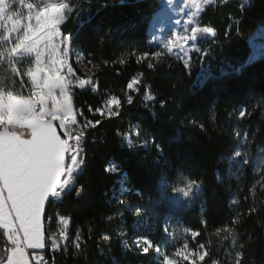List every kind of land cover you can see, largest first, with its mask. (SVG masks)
I'll list each match as a JSON object with an SVG mask.
<instances>
[{"label":"trees","instance_id":"trees-1","mask_svg":"<svg viewBox=\"0 0 264 264\" xmlns=\"http://www.w3.org/2000/svg\"><path fill=\"white\" fill-rule=\"evenodd\" d=\"M68 4L72 11L60 28L71 33V64L86 78L76 61L83 54L96 89L71 91L85 167L61 201L46 204L45 232L49 228L58 239L59 216L68 223L67 244L43 250L50 264H157L153 249L144 254L132 240L124 243L135 229L136 208L152 203L199 233L194 241L206 249L202 264L235 256L240 264H264V183L256 180L253 163L242 165L235 154L246 133L254 147L264 143V54L250 59V38L264 25V0L207 6L199 26L212 28L216 40L192 53L187 70L183 60L149 43V21L160 0ZM33 66L25 56L10 64L0 57V88L27 96ZM205 66L210 75L198 82ZM137 76V89H129ZM110 97L120 100L119 115L98 112ZM95 121L101 123L92 127ZM187 184L202 188L190 206L156 202L163 187ZM162 235L159 226L151 234L154 243ZM9 249L0 226V258L6 260Z\"/></svg>","mask_w":264,"mask_h":264},{"label":"rangeland","instance_id":"rangeland-1","mask_svg":"<svg viewBox=\"0 0 264 264\" xmlns=\"http://www.w3.org/2000/svg\"><path fill=\"white\" fill-rule=\"evenodd\" d=\"M68 1L69 0H0V57L3 62L9 64L15 59L22 57V55H27L25 57L34 61V66L27 74L28 79L31 80L33 85L26 97L35 94L45 108L52 112H63L66 106V97L61 82L57 79V71H60V74L64 76L65 80H72V84L68 91L72 111L74 107L72 104L71 91L74 88H80L77 84L79 80H84L86 82L84 88L80 89H86L88 87L96 89L90 77L91 70L83 64V54L79 53L76 56V61L88 75L86 78L78 77L71 64V41L70 43L63 42V38L66 34H64L60 28L64 22L58 25V30L62 34L59 37H55V28L51 27L48 22V17L52 10L59 7L61 4H68ZM226 1L247 2V0H214L211 4ZM211 4H206L205 0H160L159 10L149 21V43L158 48L160 53L167 52L178 59L191 60L192 53L195 51L201 52L203 43H214L216 40V32L212 28L199 26L201 13ZM64 11L66 20L69 11ZM192 28L197 30L195 33L197 39L194 41L182 39L183 37L192 35ZM250 41L254 48L250 57L252 60L264 54V25L259 26L258 30L251 36ZM169 47L173 49L172 52L168 51ZM65 49H67V55H65ZM61 62H64L63 65ZM68 67L72 69L71 74L67 71ZM209 75L210 70L205 66L199 75L198 82H203ZM133 81H136V83L133 84L132 89L136 90L140 83V77H135L131 83H133ZM35 89H37V91H35ZM4 94L16 95L13 92H6L4 89L0 88V96ZM112 98L113 97H110L106 101L103 107L98 111L99 113L110 116L107 102ZM151 98V96H148V100ZM2 102H8V99L5 98ZM13 107L17 108L18 106L13 105ZM112 111L116 112L115 105L112 106ZM73 116L76 120V115ZM67 121L68 127H66L65 130L67 132L66 136L70 139V143L73 145L76 144V136H81L80 142H83L84 136L81 132L74 129L77 120L75 124L72 122L70 123L71 120L67 119ZM252 143V139H249L246 133L235 154L239 153V156H241L242 165H245V161H247V163L252 162L254 175L257 177L256 180L260 183H264V143L258 146L256 145L255 147ZM84 167L85 163L82 168L80 165L76 166V176L84 170ZM240 168L241 170L243 169L241 166ZM111 169H114V166H111ZM74 177L72 178V185L75 183ZM125 190L126 186L122 184L121 191L123 192ZM185 193H187V196H185ZM201 196L202 188L197 184H187L180 188L165 186L160 193V198L156 202L160 203V205L180 204L187 207ZM137 209H139V213H137ZM5 211H8L7 207ZM41 211H43L41 217V231L44 239L43 249H45L46 233L43 221L44 209H25L24 217L30 218L31 224L29 228L32 233H38L40 231V224L39 217H36V215L40 214ZM135 213V229L133 234H131L130 237L124 236V243L126 246L129 244V240H132V243L137 246L136 238H141L138 247L143 249L147 247L143 238H147L152 243L150 249H153L155 252L156 260L158 261L157 264H163L165 257L173 259L176 264L180 261H188L191 264L203 263L204 259L201 260L200 256L204 255L205 258V247L195 244V237L191 234L192 230L189 227L183 226L177 218L169 214L161 213L154 203L148 207L136 208ZM9 219L13 222L15 221L13 214ZM0 222L10 223L11 221L5 220L4 216L0 215ZM159 226L162 227L163 235L158 243H154L151 234L155 233ZM37 238L36 243L40 241L39 238L41 237ZM67 241V233H61L59 238L56 239L55 249H60L63 245L67 244ZM74 241L75 244L80 247L82 242L81 237L78 236ZM185 245H187L186 248L184 247ZM157 246L160 249L159 252L156 251ZM181 249L183 253L187 255V259L184 258V255H175L177 250ZM215 264H240V260L235 256L229 258L228 261L216 262Z\"/></svg>","mask_w":264,"mask_h":264},{"label":"snow or ice","instance_id":"snow-or-ice-1","mask_svg":"<svg viewBox=\"0 0 264 264\" xmlns=\"http://www.w3.org/2000/svg\"><path fill=\"white\" fill-rule=\"evenodd\" d=\"M214 0H205L206 4L213 3ZM72 11V9L69 7L68 4H61L59 7L54 8L51 12V14L48 17V22L51 27L55 28V37L61 36V32L58 30V25L63 23L66 16L65 11ZM39 19V17H38ZM196 29L192 28L191 32L192 35L183 37L184 40H196L197 37L195 35ZM71 33L67 34L63 38L64 43H70L71 41ZM65 55H67V49L64 50ZM169 52H172L173 49L171 47L168 48ZM145 56L148 55V53L144 54ZM154 55L159 56L160 53L157 52ZM64 62H61L63 65ZM183 64L185 65L186 70L190 67V60L184 59ZM149 67H152L150 64ZM240 69H238L239 71ZM68 73L71 74L72 69L71 67H68L67 69ZM57 79L61 82V86L64 90V95L66 97V106L64 107L63 112H59L56 114H53L51 119L52 128L55 129V136H53L51 139L53 141L64 142L63 145L60 148V153H62V157L60 153L56 154L55 160L50 165V179L52 181V187L49 189V191L46 193V195L43 198V208L45 209L46 201L49 200V198L55 199L58 195H61L64 191H67L70 187V181L74 177V174L76 172V165H80L81 168L83 167L85 163V154L83 152V149L79 147L81 136H76V144L73 145L69 143L66 139H61L59 135H57L56 127H54L53 122L59 121V127L65 128L68 127L66 124V119L71 120L73 124L76 123L75 117L72 115V106L70 102V97L68 96V91L70 88V85L72 84V80H65L64 76L60 74V71H57L56 73ZM84 80H79L77 82L78 87L84 88L85 86ZM136 81H133V83H130L128 85L129 89L133 88V84H135ZM59 89V88H58ZM132 98H128V103L131 104ZM108 110L109 115H119L118 112L112 111V106L115 105L118 109L120 107V100L113 97L108 102ZM33 113L36 112V109H31ZM16 110L13 109V112L8 115L4 116L3 114H0V141L3 142L4 150L3 155L0 157V215H3L5 220H10V223H4L0 222V226L5 228L7 230V240L10 241L11 247L8 250L7 258L6 260H3V258H0V264H29V260L25 253V248L28 249H43L44 248V239L41 231V217L43 211L40 213V234L41 239L38 243L32 244L28 247H23V241L18 238V229L14 226L13 221L9 219V217L14 213V219L18 222H21L24 219V213H25V205H24V181H25V174L28 172L29 164L30 162L26 159V155L29 151V148L25 145H22L20 141L17 140V136L19 135L16 133L12 128V122L14 117L16 116ZM38 118L41 122L47 121L49 117L43 116L42 114H37ZM245 115L244 111H241L240 116L243 117ZM63 121V125L61 122ZM92 127H95L101 123V121H95V122H89ZM11 126V127H10ZM59 138L57 141L56 138ZM71 153V155L68 156V160L70 163H66V154ZM236 155H239L237 153ZM247 163V161H245ZM105 171H109L108 168L105 169ZM77 195H80V191H77ZM185 196H187V193H185ZM8 208V211H5V208ZM137 213H139V209H137ZM62 221H64V218H61ZM66 222V221H64ZM192 236L196 237L199 235L198 232L192 231ZM107 239V237H105ZM141 238H136L137 246H139ZM144 242L147 244V247H144L142 249V252L144 254H147L152 247V243L147 238H143ZM79 247V245H77ZM185 248L187 245L184 246ZM159 247L157 246L156 251L159 252ZM176 256L184 255V258L187 259V255L183 253V250H177L175 253ZM41 259H43L41 257ZM200 259H204V255L200 256ZM163 264H176V262L168 257L164 258Z\"/></svg>","mask_w":264,"mask_h":264},{"label":"crops","instance_id":"crops-1","mask_svg":"<svg viewBox=\"0 0 264 264\" xmlns=\"http://www.w3.org/2000/svg\"><path fill=\"white\" fill-rule=\"evenodd\" d=\"M35 91H37V89H35ZM5 98L8 99V102L4 103L2 102V100ZM13 105H17L18 107L14 108ZM13 109L16 110L17 114L13 119V129L11 130H14L16 133H18L19 135L17 136V140L20 141L22 145H25L29 148L26 159L30 162V164L28 172L25 174L23 189L25 209H44L43 198L52 187V181L50 179L49 171L50 165L55 160L56 154L60 153V148L64 143H57L56 141H53L51 139L53 136H55V129L52 128L50 117L53 114L59 112H52L51 110L45 108L43 103L35 94L29 97L13 94H4L3 96H0V114L8 116L13 112ZM31 109H36V112L33 113ZM37 114H42L43 116L49 117V119L47 121L41 122ZM72 114L75 115L74 109L72 111ZM65 122L68 125L67 119ZM61 124L63 125V121L61 122ZM53 125L54 127H56L57 135H59L61 139L68 140L70 143V139L66 136V127H59L58 120L54 121ZM56 140L58 141L59 138L57 137ZM3 150V142L0 141V157H2L3 155ZM60 155L62 157V153H60ZM69 155H71V153L66 154V163H70V161L68 160ZM74 175L76 177V172ZM71 183L72 180L70 181L69 189L74 185H72ZM65 192L66 191H64L61 195H58L54 200L61 201L62 196ZM47 202L48 201H46V204ZM45 209L43 214L44 224L46 223L44 218ZM37 216L39 217L40 224V214L36 215V217ZM13 224L18 229L17 235L18 238L23 241V247H28L32 244H36V241L38 239L37 237H41L40 231L38 233H32L31 229L29 228L31 221L28 217H24L21 222L15 220ZM4 230L7 233V230L5 228ZM11 247L13 246H10V248ZM43 250L25 248V253L29 260V264H34V260L37 254H39Z\"/></svg>","mask_w":264,"mask_h":264},{"label":"built area","instance_id":"built-area-1","mask_svg":"<svg viewBox=\"0 0 264 264\" xmlns=\"http://www.w3.org/2000/svg\"><path fill=\"white\" fill-rule=\"evenodd\" d=\"M61 216H59V223H60V230L62 231V233L67 232L68 230V224L64 221L61 220ZM65 220V219H64ZM9 246H13L10 244L9 242ZM56 248V238L53 234V232L48 228L47 232H46V250H53ZM41 257L43 259H41ZM34 264H50V259L49 257L45 254V252L39 253L37 254L35 260H34Z\"/></svg>","mask_w":264,"mask_h":264}]
</instances>
